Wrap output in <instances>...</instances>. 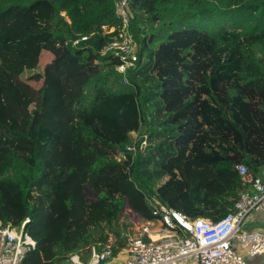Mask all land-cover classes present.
Here are the masks:
<instances>
[{
  "label": "trees",
  "instance_id": "obj_1",
  "mask_svg": "<svg viewBox=\"0 0 264 264\" xmlns=\"http://www.w3.org/2000/svg\"><path fill=\"white\" fill-rule=\"evenodd\" d=\"M116 10L117 0H0V69L39 51L43 77L29 113H13L0 86V221L28 220L37 248L23 264L87 261L94 245L117 255L122 215L154 220L153 197L218 221L248 189L236 165L264 169V0H129L142 45L129 84L102 54ZM136 95L145 133L131 152L129 138L90 122Z\"/></svg>",
  "mask_w": 264,
  "mask_h": 264
},
{
  "label": "built area",
  "instance_id": "obj_2",
  "mask_svg": "<svg viewBox=\"0 0 264 264\" xmlns=\"http://www.w3.org/2000/svg\"><path fill=\"white\" fill-rule=\"evenodd\" d=\"M116 15L121 26L102 54L112 57L117 73L129 84L130 74L139 68L142 45L132 33L129 0H117ZM115 30L106 28V33L112 34ZM88 39L86 36L75 42L69 40L68 45L79 46ZM146 144L145 137L142 149ZM136 149L135 145L127 147L131 152ZM235 169L248 189L240 194L233 213L218 221L205 217L191 219L157 198H150L155 219L141 226L140 234L121 250L125 258L116 264H251L247 258L264 254V233L251 235L242 229L252 212L264 211V169L259 175L253 174L243 163L237 164ZM27 223L28 220L15 227L0 221V264H23L27 254L37 248V242L26 232ZM147 236L152 238L146 239ZM113 258L110 247L100 250L94 245L87 261L79 253L71 255L67 261L105 264Z\"/></svg>",
  "mask_w": 264,
  "mask_h": 264
},
{
  "label": "rangeland",
  "instance_id": "obj_3",
  "mask_svg": "<svg viewBox=\"0 0 264 264\" xmlns=\"http://www.w3.org/2000/svg\"><path fill=\"white\" fill-rule=\"evenodd\" d=\"M47 13L45 8H41L37 12L38 17ZM52 53L58 54L59 52L53 49ZM94 68H98V65L95 64ZM0 72V86L4 87L5 100L10 110L16 114L25 111L31 112L32 106L40 97L43 82L39 51L33 63L25 66H4ZM79 94L81 93L74 91L72 94L67 90L66 99L70 100ZM135 121L137 124H134ZM90 124L99 134L111 137L118 142H123L129 138L132 143L131 146L135 145V147L145 133V128L141 126L142 114L137 95L128 100L109 102L106 106L98 109L97 115ZM140 228L139 222L131 215L124 213L121 220L122 238L119 241L113 238L112 242L119 243L121 241L123 246L128 247L131 240L137 236ZM246 228L247 222L245 221L242 229L245 230Z\"/></svg>",
  "mask_w": 264,
  "mask_h": 264
},
{
  "label": "crops",
  "instance_id": "obj_4",
  "mask_svg": "<svg viewBox=\"0 0 264 264\" xmlns=\"http://www.w3.org/2000/svg\"><path fill=\"white\" fill-rule=\"evenodd\" d=\"M137 222L143 226L148 221H143L139 218L135 219ZM247 222V228L245 229L246 232H248L251 235L258 234V233H264V211H257L252 212L246 219ZM141 229V228H140ZM139 229L138 234H140L141 230ZM146 239H151L152 236L145 237ZM125 258V254L123 251H120L117 255H114V258L108 261L105 264H116L118 261L123 260ZM248 262L251 264H264V254L259 255L254 258H247ZM188 264H196L195 262H190Z\"/></svg>",
  "mask_w": 264,
  "mask_h": 264
},
{
  "label": "water",
  "instance_id": "obj_5",
  "mask_svg": "<svg viewBox=\"0 0 264 264\" xmlns=\"http://www.w3.org/2000/svg\"><path fill=\"white\" fill-rule=\"evenodd\" d=\"M62 264H70V262L69 261H65Z\"/></svg>",
  "mask_w": 264,
  "mask_h": 264
}]
</instances>
